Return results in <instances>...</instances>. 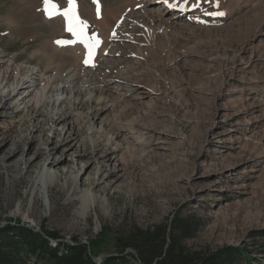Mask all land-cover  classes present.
Wrapping results in <instances>:
<instances>
[{"label":"rangeland","instance_id":"obj_1","mask_svg":"<svg viewBox=\"0 0 264 264\" xmlns=\"http://www.w3.org/2000/svg\"><path fill=\"white\" fill-rule=\"evenodd\" d=\"M57 1L61 7L67 5L66 0ZM100 1L106 10L104 23L96 21V16L90 12L91 0H77L82 20L87 21L88 34L95 33L101 41L95 63L103 62L110 47L116 52L115 56L119 54L118 50L127 51L125 45H120V39L115 38V27L109 31L116 19H120L116 20L118 25L124 17L127 23H122L120 34L130 31L135 38L141 36L138 42L146 54L144 57L139 54L138 62L130 59L131 71L127 75L139 73L142 76L138 74L137 79L141 86L155 89L153 106L146 107L151 110L149 115L143 114L145 104L133 101L127 94L117 104H127L129 100L142 109L140 116H143L132 129L125 124L121 126L132 144L134 138L140 137V146L137 145L139 155L142 154L140 161L135 159L125 171L118 170L120 176L116 178L115 174L109 176L117 159L113 155L114 160L102 173L104 186H107L106 195L94 192V207L84 217L75 215L78 205L68 204L70 192L63 198L53 194L48 199L43 195L37 214L31 216L35 191L26 188L24 181L28 178H22L15 200L8 206L7 198L12 194L9 185L20 174L0 169V227L18 224L40 230L45 226L59 232L64 241L72 243L76 239L86 245L99 236L94 257L99 262L108 255L131 252L119 253L114 239L121 238L133 227L145 229L159 223L167 224L174 215H179L196 228L193 237L187 241L189 246L210 252L242 248L249 259L245 264H264V39L260 43L258 39L253 40L254 35L260 34L259 29L263 32L259 25L264 19V0H220L219 8L202 3L205 5L202 10L223 11L225 15L202 13L199 18L203 22L196 24L187 18L179 21L173 18L174 25L164 29L167 40L147 49L144 47L148 31L137 21L138 15L127 20L129 4L134 0ZM34 2L0 0V52L3 58L0 69H3L2 75L7 73L4 69L7 64L14 65L27 80L33 72L29 69H34L37 73L32 77L37 84L44 78L40 74H44L43 69L47 66L42 52L39 56L34 53L36 49L40 44L42 49L54 37L71 35L62 34L63 27L58 20L42 21L39 7H32ZM226 10L230 13L227 14ZM139 13L146 22L142 12ZM4 21L16 23L22 28L21 33L10 34L9 24L6 26ZM189 23L194 27L188 26ZM107 34L110 36L108 40L105 39ZM46 47L50 48L49 45ZM61 54L64 60L67 53L61 51ZM61 58L49 68L47 76L54 74L56 64H70L69 60ZM164 65H167L165 71L162 69ZM63 71L60 74L65 76L67 68ZM148 73L153 75L152 79ZM30 81L25 84L27 92L33 88L34 82ZM56 96L63 97L61 94ZM26 102L30 105L33 100L27 99ZM21 108L23 105L19 110L12 105L0 108V160L11 161L16 157L3 153L9 144L1 143V138L9 140V135L19 134L17 130L27 118V111L23 112ZM86 110V107L81 109L84 113ZM113 110L103 112L102 117L113 115ZM90 118V115L83 118V123L90 120V125L99 128V120L91 122ZM75 128L79 130L81 124ZM40 135L59 139L53 130ZM217 135L223 138L222 142L218 141ZM37 144L38 139H35L31 145L37 147ZM92 166L96 167V164L91 163ZM19 169L23 173L24 165L20 164ZM51 172L56 170L51 169ZM91 176L97 177L98 174ZM49 179L54 182V174ZM79 181L76 180L78 185ZM73 187H76L75 182ZM53 201L62 208L52 214ZM127 257L130 264H135L133 257Z\"/></svg>","mask_w":264,"mask_h":264},{"label":"bare ground","instance_id":"obj_2","mask_svg":"<svg viewBox=\"0 0 264 264\" xmlns=\"http://www.w3.org/2000/svg\"><path fill=\"white\" fill-rule=\"evenodd\" d=\"M98 1L96 4L99 6L93 3L92 7H89V10L96 16V21L102 20L104 23L106 20V10L104 11V6L101 1ZM129 5L130 9L128 12L126 11L128 13L127 20L134 18L137 14V21L139 24L142 23L143 27L148 31V35L146 36L147 43L146 47H144L145 49H147V47H154L155 44L157 45L163 40H167L164 29L165 26L168 27L172 24L174 25L175 21L173 18H176V21H179L182 18H187L192 24L197 23L196 19H194L196 15H185V13L178 11L172 12L175 8L169 7L164 0H134ZM137 5H141V7H137ZM32 7H39L42 12V15H40L42 21L47 22L49 20H58L60 21V24H62V27L64 26L62 15H55L51 18L43 15L42 0H35ZM188 7H190V5L187 6V8ZM78 9L81 16L82 12L80 7H78ZM124 11L125 10H123V12ZM139 12H142L146 22L143 20ZM226 12L227 14L230 13L227 10ZM122 17L123 16H121V18ZM124 19L125 18L123 17L122 22H120L121 24L119 23L120 25H116V19L111 25V28H109V31L112 30L113 26L115 27L114 36L116 39H120V42H118L121 46L125 45L127 51L118 50L117 52H119V54L115 56L116 52L112 49L113 47H110V49L106 51L107 54L103 52L106 54V57L101 64L98 61L97 64L94 62L95 66H86L83 63L86 51L79 42L59 46L56 41L63 40V38L53 36L54 38L50 39L51 42L47 43V41L42 49L40 48V44L34 52L36 55H38L39 52H42V57L45 58V64L47 66L43 69V71L45 70L46 72L44 71V74H40L44 78L39 80L37 84H35L34 78L32 77L37 73V71L34 72V69H29L30 71H33L30 74L31 77L29 80L24 79L23 77L25 74H22L18 69H15L14 65H12V67L7 64L4 68L7 73L2 75L1 72L3 69H0V108H8L12 105L16 110H19L21 105H23L21 111H27V118H25L22 127L17 130V132L20 131L19 134L17 133L18 135L14 137L9 135V140L4 139V137L1 138V143L9 144V148L3 153L16 157L11 161L0 160V169H5L7 173L17 172L20 174V176L14 178L9 185L12 194L7 198L8 206L15 200L17 189L19 185L23 183L22 178H28L24 181L26 188H31L35 191V207L31 211V216L37 214L40 207L39 201L42 199L41 197H43V195H46L48 199L51 198L53 194H56L59 198H63V196L70 192V197L67 199L68 204L78 205L75 215L77 217H84L87 211L94 207V192H101L103 193V196L106 195L104 193L107 191V186H104L105 176L102 175V173L105 168L110 165L111 161L114 160L113 155L117 156V159H115L116 162H114V169L110 170L111 173L109 176L115 174L116 178L120 176L118 170L125 171L135 159L137 160L136 162L140 161L142 155H139V153H141L139 151L140 137L134 138L132 144L127 135L123 133V127L121 126L125 124L132 129L135 124H138V120L141 116H143H140V110L142 109L139 110L136 106L137 104L130 103L129 100L126 101L127 104H117L124 100V97L127 94L129 97H132L131 99L133 101H140V104H145V107L142 106L143 114L149 115L151 110L147 108L153 106L152 100L153 95L155 94V89L153 87L149 89L146 86H141V82L137 79L139 73H135L134 75L131 73L133 76L127 75L128 73L130 74L131 71V67L128 65L131 61L130 59L138 62L137 56L143 55L144 57L146 54H143L144 52L142 50L144 49H141V46L139 45L140 43L138 42V38L141 36L135 38L130 31H127V33L122 35L120 34V31H123L122 23L124 21L126 22ZM33 20H36V18ZM13 21L15 20L12 19V22ZM5 23L6 26L9 24L7 29L10 34L21 33L22 28L16 25L17 22L9 23V21H4V24ZM130 24L133 25L132 23ZM9 26L13 28H10ZM188 26L194 27L190 23ZM35 27H38V25ZM259 28H262L263 32L261 33V30L259 29L258 33L260 34L254 35L253 40L258 39L257 41L260 43L263 42L262 39H264V19L260 22ZM130 29L135 28L130 27ZM160 29H162V31ZM114 32L112 33L114 34ZM25 33L32 32L26 31ZM62 34L71 35V33L64 30V27L62 29ZM113 34L112 38L115 39ZM109 37V34H107L105 39L108 40ZM146 38H144V40ZM71 39H74L72 35L67 40ZM139 39L141 40V38ZM119 43H114V45H118ZM131 43H136V45L138 44L139 46H133V44L130 45ZM47 45H49L50 48H47ZM128 48L130 50H128ZM61 51L67 53L65 55V59L67 60L61 58L63 57ZM60 58L63 61L69 60L70 64L68 66L63 65L62 62L56 64L54 74L47 76L49 68L53 66V63L59 61ZM2 61L3 58L0 52V62ZM262 61L263 60H261V63ZM122 66H124V69H122ZM241 66L240 69H242ZM162 67L164 70L167 65ZM65 68H67L66 74L65 76H62L60 73H64L63 70ZM133 70L134 67L132 71ZM116 74L119 75L118 78L114 77ZM143 74L145 73L143 72ZM147 75L150 79L153 78L152 74L148 73ZM29 81L34 83L32 90L27 92L25 84ZM56 94H61L63 97H57ZM21 96L23 97L21 98ZM50 96L53 97L50 98ZM27 99H32V104L28 105L26 102ZM87 104L88 106H86ZM5 105L7 106L5 107ZM83 107H86V113L81 111ZM30 108H32L31 111ZM110 108H114V110L111 111L113 115L102 117V113L110 110ZM88 115H90V119H92L91 122L99 120V128L96 129L94 124L90 125V120L86 122L84 121L83 123V118ZM40 117H43L44 119H40ZM77 124H81L79 130H76L75 128ZM59 127H62L61 130H59ZM52 130L55 135L59 136V139H53L50 138V136L43 137L40 135L41 133L46 135V132H51ZM222 132L228 131L223 130ZM1 134L2 131H0V135ZM219 135H217V139L222 142L223 138L221 139ZM35 139H38L37 147L31 145L32 141ZM70 161H72L71 164ZM91 163H95L96 167H90ZM20 164L24 165L25 171L23 173L19 171ZM51 169H55L56 172L52 173ZM93 173L98 174V176H91ZM52 174H54V182L49 179ZM84 174H86V176H84ZM82 176H84V179ZM78 179L80 180L79 185L76 183V180ZM87 179L89 182H87ZM74 182L76 187H73ZM83 186L86 188H82ZM61 208L62 206L56 201H53L51 213H56V211Z\"/></svg>","mask_w":264,"mask_h":264},{"label":"trees","instance_id":"obj_3","mask_svg":"<svg viewBox=\"0 0 264 264\" xmlns=\"http://www.w3.org/2000/svg\"><path fill=\"white\" fill-rule=\"evenodd\" d=\"M195 226L179 215L169 223H159L145 229L133 227L121 238H115L119 253L108 255L99 263L94 260L100 238L86 245L80 241H64L59 232L41 226L34 230L24 225L7 224L0 227V264H245L247 252L242 248L228 251L201 250L187 241L193 237ZM54 242V245L52 244Z\"/></svg>","mask_w":264,"mask_h":264},{"label":"snow or ice","instance_id":"obj_4","mask_svg":"<svg viewBox=\"0 0 264 264\" xmlns=\"http://www.w3.org/2000/svg\"><path fill=\"white\" fill-rule=\"evenodd\" d=\"M96 2V0H94ZM164 2L172 8H181L184 9L186 6H189L192 9H198L201 6V3H211L213 7L219 8L220 0H164ZM43 3V12L44 14L51 18L55 15H62L65 19V30L71 33L74 39L71 40H57L56 43L59 45H68L74 44L76 42L81 43L86 49L83 63L91 66H95L93 63V57L95 55V51L101 41L95 33L91 35L87 32V21L82 20L76 11V0H68L67 7L60 8L59 5L55 2V0H42ZM137 7H141V5H137ZM99 14V9H98ZM204 15L208 16H224L225 12L223 11H212L208 12L207 10H203ZM198 22L200 21L199 17H194Z\"/></svg>","mask_w":264,"mask_h":264}]
</instances>
